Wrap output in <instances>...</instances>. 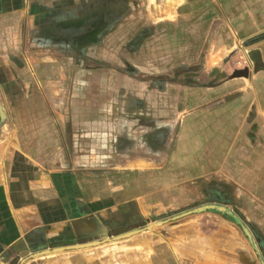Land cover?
I'll use <instances>...</instances> for the list:
<instances>
[{"label":"crops","instance_id":"0c3cea01","mask_svg":"<svg viewBox=\"0 0 264 264\" xmlns=\"http://www.w3.org/2000/svg\"><path fill=\"white\" fill-rule=\"evenodd\" d=\"M199 1L204 3L144 0L134 5V8L144 7L142 21L148 34H167L159 29V24L173 27L175 23L203 20L210 24L196 45V78H187L186 85L196 86L202 92L206 88H222L230 81L231 89L215 105H199L193 111L186 109L190 99L184 97L182 103L187 105L176 116L181 119L180 128L178 122L173 124L172 112L168 116L158 114L157 110L139 109L144 98L140 92L144 81L135 78L123 79L118 84L121 92L118 111L115 114L100 110L101 116L96 118L102 121L98 123L100 126H95L92 88H104L109 79L102 76L79 80L76 64L68 63L61 71L59 62L53 60L57 54L72 58L93 53L99 34H110L117 24L126 23L129 14L126 0H0V56L13 52L26 61L30 56V65L38 72L36 82H22V101L58 104L61 109L54 117L59 119L57 127L46 126L44 113L36 114L39 125L27 127V136L22 133L20 142L12 138L4 148L0 170V264H18L37 246L88 241L99 228L106 231L112 226L151 216L161 206L159 199L168 198L172 192V186L158 191L155 184L175 181V174L166 168L181 167L186 171L184 167L188 163L185 162L191 160V153L195 151L202 152L196 166L203 170L200 174L203 179L197 186L203 191L197 192L204 195L206 202L232 206L234 191L239 190L238 177L241 179L243 175L253 177L251 184L264 199V0ZM199 6L212 9L194 12ZM122 32L126 34V30ZM238 56H244L246 62L239 61ZM26 63H22L23 71ZM92 64L87 67L93 68ZM127 69L137 71L136 66ZM67 72L69 79H64ZM125 83L134 94L129 90L126 95ZM30 87L37 93H26L25 88ZM162 97L166 98L165 103L180 102L174 96ZM152 102L156 103L150 99ZM204 113L207 114L202 118L204 122L198 120L197 128L195 123L194 127L189 126L193 114L196 118ZM115 117L117 127L112 131L108 120ZM132 126L141 127L140 136L132 132ZM211 142L215 145L209 147ZM206 147L214 152L210 157L219 159L214 168H221V161L225 162L227 172L235 180L220 178L221 172L217 171L221 169H213L211 174L205 162L209 156L203 153ZM57 151L60 157L55 154ZM52 152L55 160L47 156ZM160 153H163L162 159L157 158ZM188 172L182 176L181 184L190 182ZM185 188L188 187L180 185L177 191ZM233 211L251 232L264 259V230L239 210ZM201 213L216 216L230 230L228 236L219 232L209 238L212 248L225 250L224 255L215 251V262L255 264L248 252L237 251L247 238L242 239L234 221L215 210ZM238 236L242 239L240 245ZM187 244L190 250L192 244ZM82 249L86 252L80 254V259L62 251L50 259L43 258L47 255L30 258L24 264H88L94 253L87 247ZM186 252L182 247V261L190 264L191 255L188 257ZM199 257L192 258V263L205 264Z\"/></svg>","mask_w":264,"mask_h":264},{"label":"rangeland","instance_id":"374dc122","mask_svg":"<svg viewBox=\"0 0 264 264\" xmlns=\"http://www.w3.org/2000/svg\"><path fill=\"white\" fill-rule=\"evenodd\" d=\"M126 1V12L129 11V14L126 15V23L117 24L113 29L110 30V34H99L97 37L98 44L97 46L93 47V53L89 55L78 54L76 56H72V58L66 54H57L53 56L54 62H59L58 69L61 71H64L63 69L68 63L76 64L75 68L78 70L79 80L83 79L84 81L89 78L94 79L102 76L109 79V86L106 85L104 88H92L94 90L92 95L94 97L95 126H100L98 123L102 121L100 118H96L101 116L100 110H106L110 113L114 111L115 114L118 111L119 98L121 96L118 84L120 85L123 79L129 80L135 78L144 81L142 84V90L140 91L144 98L142 103L139 104L141 106L139 109L144 110V112L157 110L158 114H167L168 116L169 112H172L173 114L171 115V118H173L174 123L170 122V124L173 123L176 125L177 122L179 125L181 124V119H177L176 116H178V113H180L187 105L186 103H182L184 97H188L190 99L186 109H190L192 111L196 110L199 105H202V107H209L215 105L216 102L221 100L220 96H223V93L231 89L228 87L230 86V81L225 82L222 88H206L202 92L199 91L198 87L196 86L186 85V81H188L187 78H191L193 80L196 78V73L194 74V70L197 71L198 65L196 63L198 60L196 45L202 41L200 37L205 36L203 31L208 29L210 25L209 22H205V20H203L201 23H198V21L188 24L175 23L173 27H171V25H164L163 27V25L159 24V29L161 27L164 29V32H167V34H148V29L146 28L145 23L142 21L144 7L142 6L139 8H134L135 3H142L144 0ZM199 2L200 1L197 0L196 3H204L203 1L201 3ZM211 9L212 8L205 9V6H199L198 8H195L194 12H198L199 10L204 12L208 10L211 11ZM211 17H213V14L209 16V18ZM123 30H126V34H122ZM177 32H179V34ZM185 37L191 38V40L188 39L190 41L187 42ZM186 44L189 45L188 50H184ZM172 52L173 55H171ZM3 55L4 56H0L1 171L2 165L4 163V148L7 142H10L12 138L14 139V142L16 140L20 142L22 133L27 136V127L34 126L35 128L37 125H39V119L37 118V115L39 116V114H45L46 126L49 124L57 127V125H59V119L55 120V113L60 114L61 112L58 104H43V102H32L31 104L26 101H22V94L24 93L22 90V82H36L39 78L36 75L38 72L34 71L33 67H31L30 62L32 61L30 56H28V60L26 61L25 58L21 59V57H19L20 54H15L13 52L8 53V55ZM242 57L244 56H238V60H243L242 62L245 63L246 58ZM23 61L27 62L26 69L24 71L22 70ZM91 63H94L92 64L93 68L87 67L89 66L88 64L91 65ZM96 64L100 66H96ZM106 66H108V68ZM133 66H136L137 71H128L127 68ZM184 68H186L187 71L183 70ZM100 70H104V73H102ZM184 73L186 74L183 75ZM68 75L69 73L67 72V76L64 79H69ZM57 78L60 77L57 76ZM71 78L73 79L74 76ZM125 84L127 86L126 95H129L128 93L131 89L128 88L127 83ZM25 92L37 93L32 92V87L25 88ZM130 92L131 94H134L132 90ZM163 95H168L170 98L174 96V99H179L180 102L173 103V101H168V103H165L166 98L162 97ZM102 99L104 102L101 104ZM150 99L152 101L155 100L156 103L152 102V104H150ZM185 100H187V98H185ZM199 100L201 102H199ZM136 107L138 108V105H136ZM30 114L33 118L29 119ZM204 114L201 116L198 115L199 117L197 116L196 118H193L196 116L193 114V117L189 118V126L192 127L195 123L197 128L196 122L200 119L202 122H204L202 118L207 116V114ZM108 121L110 125L109 128H111L112 131L113 129L115 130L118 122L117 118H110ZM209 121L214 122L213 120ZM206 122L208 126L211 125V123L208 122V118H206ZM181 126L182 125H180V128ZM140 129V126H132V132L137 133L139 136V131H141ZM112 131L110 130L111 133ZM213 135L210 136V139L213 138ZM213 145L215 144L211 142V145L208 146L212 147ZM56 153L58 154V157H60V152L57 151L55 154ZM203 153L209 156L208 159H205V162L206 164H210V166L207 164L209 167L207 169H210L211 174H213V169L217 168L216 164L219 163V159L216 160L215 158L213 159L210 157L209 154H214V152L212 150H207V147ZM55 154L52 152L51 155L47 154V156H50L51 159L55 160ZM162 155L163 153L158 154L157 158L162 159ZM201 155V151H195L194 153H191V157L189 158L191 160L185 162V164L188 163V165L184 167V170L189 171L187 175H190V182L181 184V178L186 173V171L183 172L181 167L166 168L168 171L171 170L173 174H175V181H179H169L174 182L170 184H168L169 182H159L155 184L158 191L163 188H169L171 186L173 187H171L172 192L170 193L172 196L167 195L168 198L159 199L161 206L156 208V213L151 214V216L149 215L147 217H141L133 222L127 221L119 226H112L106 229V231H102L101 228H99L98 230L100 231L96 230L93 237L89 238L90 240L88 241L102 239L104 237H112L131 229L140 228L147 224H153L159 220L169 218L193 207L208 203L206 202L204 195H201V193L197 192L203 191L197 189L199 180L203 179V176H200V174L203 173V170L196 166ZM221 163L223 164L222 167L216 169H221V171H217L221 172L220 178L235 180V176H232L227 172L228 169L225 168V162L221 161ZM53 164H55V161ZM214 166H216V168H214ZM55 167L59 168L60 166L59 164H55ZM160 169L165 170L164 167ZM252 179L253 177L250 175H243L241 179L238 177L237 181H240V185L238 184L239 190L236 192L234 191L235 196H232L231 198L233 204L229 208L233 215L243 225H245L243 220H241V218L235 214L233 209L239 210L244 217H246L248 220H252L262 230H264V223H262V221H264V199L261 198L262 194L253 188L251 184ZM180 185H186L189 188V191H187L188 188H185L184 191L178 192L177 188ZM157 194L158 197H161L159 192H157ZM163 197H165V195H163ZM235 224L237 223L235 222ZM101 225L105 228L107 227L105 224ZM101 225L99 224L100 227ZM219 232L228 236L230 230L219 218L217 219L216 216L210 215L208 213L189 214L175 220H169L168 222H165L161 225H153L151 229L139 232L128 238L87 247L90 252L92 251L94 253V256L89 257L88 264H183L182 247H184L187 251L186 255L188 257L191 255L190 264H196L195 262L192 263V258L198 259V255L200 256L199 258L205 262V264H226L223 262L220 263L214 261L216 257L215 251H219L220 254L222 253L224 255L225 250L222 249L221 252L220 249L212 248L213 242L209 240V238H212L211 236H213V234L216 235ZM239 234H241L242 239L246 240L244 234L240 232V227ZM231 238L234 239L233 237ZM242 239L238 236V245H240V240ZM188 242H190L192 245H195H191L190 250L188 248ZM243 244L244 245L237 247V251L248 252L253 258L255 264H260L254 250L247 240L243 241ZM49 245V247H54L52 243ZM41 247L46 246H37L31 248L29 253ZM83 250L84 249L82 248L69 250L64 254L67 256L75 255L80 259V254L82 252H86ZM53 257H55V253L47 254V257L43 258L50 259ZM78 261L80 262V260ZM237 264H239V262Z\"/></svg>","mask_w":264,"mask_h":264},{"label":"water","instance_id":"95a60500","mask_svg":"<svg viewBox=\"0 0 264 264\" xmlns=\"http://www.w3.org/2000/svg\"><path fill=\"white\" fill-rule=\"evenodd\" d=\"M208 210H215L221 214L230 215V216L235 218V216L233 215V213L229 207L224 206L222 204H217V203H207V204L196 206V207H193V208L188 209L186 211L180 212V213L175 214L169 218L159 220L153 224H147V225L140 227V228L131 229V230H128L126 232L114 235L112 237H104L102 239H94L91 241L78 240L76 243L62 244V245H58V246H54V247H41V248L35 249V250L31 251V253L23 256V258H21V260L18 262V264H24L25 261H27L30 258L36 257V256L47 255V254L62 252V251L75 250V249H80V248H84V247L99 245V244H102L105 242L116 241V240L128 238V237H131L132 235L137 234L139 232L151 229V227L153 225H161L165 222H168L169 220H175V219L184 217V216L189 215V214L201 213V212L208 211ZM236 223L240 227L241 232L244 234V236L249 241V244L251 245L252 249L254 250L255 255L257 256V258L259 260V263L264 264V259H262V256H261L260 251L258 249V246L255 242V239L252 236L249 229L245 225H243L239 220H237Z\"/></svg>","mask_w":264,"mask_h":264},{"label":"trees","instance_id":"16d2710c","mask_svg":"<svg viewBox=\"0 0 264 264\" xmlns=\"http://www.w3.org/2000/svg\"><path fill=\"white\" fill-rule=\"evenodd\" d=\"M225 217L230 219V220H232V221H234V222H236L238 220L236 217L234 218V217H232L230 215H225Z\"/></svg>","mask_w":264,"mask_h":264}]
</instances>
